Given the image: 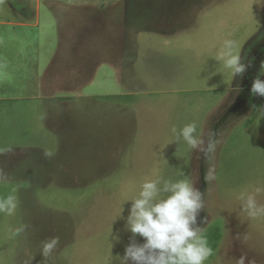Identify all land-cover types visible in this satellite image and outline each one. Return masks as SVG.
<instances>
[{
  "label": "rangeland",
  "instance_id": "obj_1",
  "mask_svg": "<svg viewBox=\"0 0 264 264\" xmlns=\"http://www.w3.org/2000/svg\"><path fill=\"white\" fill-rule=\"evenodd\" d=\"M64 2L0 4V149L13 150L0 154V197L19 199L14 215L0 212V264H121L131 200L158 176L205 194V264L243 253L264 264V217L238 198L264 189V96L251 94L264 0H77L68 16L53 8ZM226 40L250 62L243 76L215 58ZM193 121L219 141L210 161L175 141L171 129Z\"/></svg>",
  "mask_w": 264,
  "mask_h": 264
},
{
  "label": "clouds",
  "instance_id": "obj_2",
  "mask_svg": "<svg viewBox=\"0 0 264 264\" xmlns=\"http://www.w3.org/2000/svg\"><path fill=\"white\" fill-rule=\"evenodd\" d=\"M3 3L4 0H0V4ZM215 58L222 61L234 77L243 76L250 66L234 40H226ZM262 76L264 61L261 62L259 73L251 86V94L254 96H264ZM171 131L175 134V141L179 142L182 137L191 149L202 152L206 161L211 160V153L219 143L215 133L211 131L207 140L203 134L197 135L195 121L186 124L179 132L175 127ZM11 151V148L0 149V154ZM45 155L50 157L52 153L45 152ZM7 179V173L0 168V182H6ZM204 179L208 183L216 179L213 166L208 167ZM261 192L264 189L256 187L254 192H242L238 197L244 202V210L253 219L264 217V205L259 204L256 199ZM14 193L15 190L6 197H0V212L9 216L15 214L19 199ZM204 197L205 194L188 178L172 181L158 176L156 179L145 180L139 195L131 200L126 227L131 231L132 237L121 258V264H128L129 261L132 264H205L213 255V248L204 234V228L198 223L200 212L206 208ZM27 227L24 225L14 230L9 229V232L14 238L24 233ZM137 235L144 238L143 243L137 242ZM236 238L239 239V235ZM59 244V236L42 241L41 252L45 262L51 258ZM25 264H30V261H25ZM236 264H257V261L243 253Z\"/></svg>",
  "mask_w": 264,
  "mask_h": 264
},
{
  "label": "crops",
  "instance_id": "obj_3",
  "mask_svg": "<svg viewBox=\"0 0 264 264\" xmlns=\"http://www.w3.org/2000/svg\"><path fill=\"white\" fill-rule=\"evenodd\" d=\"M54 1H67L68 3L64 4H55L53 5V8L55 11H64V15H69V14H77V0H54ZM75 3V4H74Z\"/></svg>",
  "mask_w": 264,
  "mask_h": 264
},
{
  "label": "trees",
  "instance_id": "obj_4",
  "mask_svg": "<svg viewBox=\"0 0 264 264\" xmlns=\"http://www.w3.org/2000/svg\"><path fill=\"white\" fill-rule=\"evenodd\" d=\"M206 237H207V235H206ZM210 244V243H209ZM212 248H213V246H211Z\"/></svg>",
  "mask_w": 264,
  "mask_h": 264
}]
</instances>
